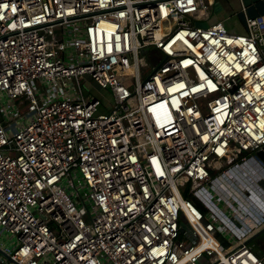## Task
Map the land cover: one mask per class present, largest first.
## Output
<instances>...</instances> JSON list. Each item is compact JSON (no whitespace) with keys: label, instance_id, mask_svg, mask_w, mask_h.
Here are the masks:
<instances>
[{"label":"built area","instance_id":"obj_1","mask_svg":"<svg viewBox=\"0 0 264 264\" xmlns=\"http://www.w3.org/2000/svg\"><path fill=\"white\" fill-rule=\"evenodd\" d=\"M214 3L0 0V264H264V13Z\"/></svg>","mask_w":264,"mask_h":264},{"label":"crops","instance_id":"obj_2","mask_svg":"<svg viewBox=\"0 0 264 264\" xmlns=\"http://www.w3.org/2000/svg\"><path fill=\"white\" fill-rule=\"evenodd\" d=\"M243 4L246 6V13L250 16L264 13V0H247V2L245 0H215L208 23L223 21L230 30L247 33L248 30L242 18L234 21L236 14L244 12Z\"/></svg>","mask_w":264,"mask_h":264},{"label":"rangeland","instance_id":"obj_3","mask_svg":"<svg viewBox=\"0 0 264 264\" xmlns=\"http://www.w3.org/2000/svg\"><path fill=\"white\" fill-rule=\"evenodd\" d=\"M245 1L247 2V0H245ZM236 15H237L236 20L234 19V21H239V18L240 19L242 18L244 20V23H245V13L244 12H242L241 14H236ZM236 23H238V22H236ZM156 55H157V53L153 49L147 50L146 52L141 53V56H144L145 60L148 62L154 61V58L156 57ZM82 87L84 90V94L86 96L91 95V96H94V97L100 99L102 101V103L104 105H106L107 108H111L114 105L113 94H112L111 90L102 88L98 85H94L92 83L90 77H87L86 80H84L82 82ZM19 103H20V98H18L14 102L15 105H19ZM20 106L25 107L24 105H20ZM4 110H6V106L0 107V111L4 112ZM261 184L264 187V180L261 181ZM222 208H224L225 211L228 210V208H226L223 205H222ZM184 224L188 230H191V227L189 226V224L186 221H184ZM3 237L4 236H1V238H3ZM6 241L9 243L8 239H6ZM250 244L253 246V249L256 253H263V255H264V234H261L259 236H256L255 238H253L250 241ZM7 259L8 258L0 252V263L4 262ZM12 264H14V263H12Z\"/></svg>","mask_w":264,"mask_h":264},{"label":"water","instance_id":"obj_4","mask_svg":"<svg viewBox=\"0 0 264 264\" xmlns=\"http://www.w3.org/2000/svg\"><path fill=\"white\" fill-rule=\"evenodd\" d=\"M257 154H258V156L259 157H261L262 159H263V161H264V146L262 147V148H260V149H258L257 150ZM263 231H264V229H263ZM256 236H258V234H255L254 236H252L250 239H249V241H251L253 238H255ZM1 253H3V252H1ZM4 254V253H3ZM260 256H263V253H258ZM8 259H10V260H12V258L9 256V255H7V254H4Z\"/></svg>","mask_w":264,"mask_h":264}]
</instances>
